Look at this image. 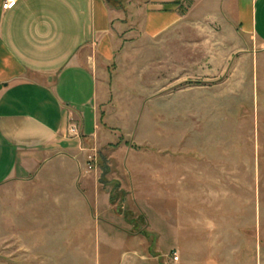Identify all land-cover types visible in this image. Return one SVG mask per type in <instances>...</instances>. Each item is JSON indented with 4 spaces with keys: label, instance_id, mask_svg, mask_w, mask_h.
<instances>
[{
    "label": "rangeland",
    "instance_id": "rangeland-1",
    "mask_svg": "<svg viewBox=\"0 0 264 264\" xmlns=\"http://www.w3.org/2000/svg\"><path fill=\"white\" fill-rule=\"evenodd\" d=\"M131 15L133 38L99 74L126 114L87 139L80 174L58 162L0 186V264H264V48L214 22L162 45ZM165 47L180 59L167 72Z\"/></svg>",
    "mask_w": 264,
    "mask_h": 264
},
{
    "label": "crops",
    "instance_id": "crops-1",
    "mask_svg": "<svg viewBox=\"0 0 264 264\" xmlns=\"http://www.w3.org/2000/svg\"><path fill=\"white\" fill-rule=\"evenodd\" d=\"M132 1L121 10L106 0H18L3 10L0 0V186L58 162L79 171L87 139L101 144L112 137L109 120L126 112L111 107L110 91L104 104L99 74L119 61L133 38L132 12H139L141 37L162 45L187 27L196 39L203 23L214 22L264 48V0H196L186 14L175 0ZM169 52L163 48L160 71L180 60ZM167 86L164 79L162 102ZM70 127L78 135L68 134Z\"/></svg>",
    "mask_w": 264,
    "mask_h": 264
},
{
    "label": "built area",
    "instance_id": "built-area-1",
    "mask_svg": "<svg viewBox=\"0 0 264 264\" xmlns=\"http://www.w3.org/2000/svg\"><path fill=\"white\" fill-rule=\"evenodd\" d=\"M18 0H5V2L2 4V9L3 10H11L15 7L16 3ZM69 134L71 135H77V131L75 128H71L69 130ZM173 262H177L178 261V257L176 254L173 255L172 257Z\"/></svg>",
    "mask_w": 264,
    "mask_h": 264
}]
</instances>
